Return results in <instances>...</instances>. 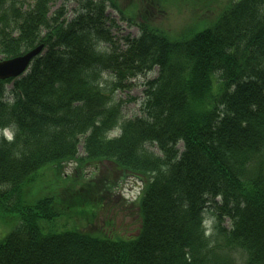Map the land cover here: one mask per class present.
Returning a JSON list of instances; mask_svg holds the SVG:
<instances>
[{
	"label": "trees",
	"instance_id": "obj_1",
	"mask_svg": "<svg viewBox=\"0 0 264 264\" xmlns=\"http://www.w3.org/2000/svg\"><path fill=\"white\" fill-rule=\"evenodd\" d=\"M55 1L0 0V58L43 44L0 79V264H264V0ZM181 1L202 11L178 32L140 11ZM109 6L139 35L113 34ZM153 69L125 117L113 93ZM128 175L132 234L110 204Z\"/></svg>",
	"mask_w": 264,
	"mask_h": 264
},
{
	"label": "rangeland",
	"instance_id": "obj_2",
	"mask_svg": "<svg viewBox=\"0 0 264 264\" xmlns=\"http://www.w3.org/2000/svg\"><path fill=\"white\" fill-rule=\"evenodd\" d=\"M129 2V0H124V3ZM61 3V0H56L53 4L51 9L56 8ZM122 3V1H121ZM192 2L190 1H181L180 3H176L175 5H169L165 7H159L158 10L155 8H149L147 7L148 12H145V8H140V11L146 13L150 16L155 22L156 25L159 27L165 28L168 31L171 32H178L182 29V26L185 25L187 22L191 23L194 20L192 17H194L197 13L199 14L202 9H199V7H193ZM75 6L74 1H70L67 3L66 6V15L71 16L72 14V7ZM106 15L112 20H114L115 25L111 27V31L116 36H119V39L123 35H130V36H137L139 35V28H137L135 25H129L127 22L122 21L118 18V12L111 8L110 6L105 9ZM138 17L140 18L141 13H137ZM211 12H209V15ZM191 19V20H190ZM109 23V22H107ZM157 70L153 69L151 71H148L145 75H140L135 78H133L132 85L125 90H115L113 93V97L116 100H119L121 102V110L122 114L125 117H130L133 114H138L140 111V104H141V97H142V89H143V82L145 79L152 78L156 76ZM104 82L107 81L108 83L113 79V76L111 74L105 73L103 76ZM11 87V83H8L6 85L7 90ZM134 98V99H133ZM149 149L153 150L154 152L158 153L157 148L155 145H146ZM83 154L82 146H78V155ZM105 166L109 167L108 163H104ZM77 163L74 162H68L64 164L63 171L65 174L71 175V173L74 172V169H76ZM86 173L85 177L82 179V181H88L91 180V178L95 177L97 174H99V170H95L93 164L86 165L82 168ZM65 176V177H67ZM43 179V181L46 183V185L51 189L55 186V183L51 180L53 179V171L51 169L45 170L40 176V179ZM119 179V178H117ZM119 187L114 190V196L112 197L111 206H114L117 211L122 208V213L119 214L117 219H119L116 227H114L115 230L125 231L128 234H132L135 232L136 227L138 226V220L137 216L135 217L134 213L132 215V212L128 211L129 202H127L122 196H133L134 194H137V192L140 189V185L142 182L139 179H136L133 176H124L123 178L118 180ZM135 185H138V187L134 188ZM138 190V191H137ZM137 191V192H136ZM123 194V195H122ZM118 201H124V204L121 206ZM105 212H101L103 214ZM113 213V212H112ZM111 213V215H112ZM115 213H113L114 215ZM124 216H123V215ZM2 215H13L17 216L16 212H9ZM207 216H210L209 213ZM12 218V216H6V217H0V240L1 238L11 230V223L9 220ZM60 221L64 222L65 220L60 219ZM79 223V221H77ZM72 221H69V224H71ZM98 225H94V228H98ZM236 254V253H235ZM237 258H239V254H236ZM243 260L238 261L240 264H242Z\"/></svg>",
	"mask_w": 264,
	"mask_h": 264
},
{
	"label": "water",
	"instance_id": "obj_3",
	"mask_svg": "<svg viewBox=\"0 0 264 264\" xmlns=\"http://www.w3.org/2000/svg\"><path fill=\"white\" fill-rule=\"evenodd\" d=\"M42 48V44L13 57L0 59V79L14 77L21 74L28 66L30 60Z\"/></svg>",
	"mask_w": 264,
	"mask_h": 264
}]
</instances>
